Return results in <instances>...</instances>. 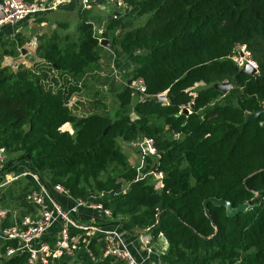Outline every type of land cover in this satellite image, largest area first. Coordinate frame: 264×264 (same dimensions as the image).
I'll return each mask as SVG.
<instances>
[{
  "label": "trees",
  "instance_id": "trees-1",
  "mask_svg": "<svg viewBox=\"0 0 264 264\" xmlns=\"http://www.w3.org/2000/svg\"><path fill=\"white\" fill-rule=\"evenodd\" d=\"M127 6L116 21L78 9L72 36L40 38L33 66H48L60 83L55 92L45 88V72L2 67L24 44L8 45L0 35V145L7 157L0 180L18 177L0 188L2 207L20 217L34 210L25 198L38 187L21 177L29 170L73 198L101 203L111 212L108 227L149 236V258L163 237L160 264H264V115L245 121L264 106V0H127ZM103 39L110 48L100 46ZM237 46H245L256 75L241 74L230 59ZM137 78L144 95L127 86ZM83 92L89 103L81 109L75 97ZM142 139L153 141L157 155L137 171L121 144ZM154 174L161 175L159 188ZM211 198L250 205L227 217L225 208L208 203V218L203 203ZM7 246H0V264H26L25 255L6 258ZM92 250L100 258L99 248Z\"/></svg>",
  "mask_w": 264,
  "mask_h": 264
},
{
  "label": "built area",
  "instance_id": "built-area-1",
  "mask_svg": "<svg viewBox=\"0 0 264 264\" xmlns=\"http://www.w3.org/2000/svg\"><path fill=\"white\" fill-rule=\"evenodd\" d=\"M70 1L58 0L53 6L46 3V0L0 1V34L7 27L15 28L29 18L43 15ZM98 1L111 4L109 18L112 21L129 12L127 0H78L79 9L91 11ZM30 47L36 49V39H32ZM235 51V56L230 59L240 69L249 64L257 70L245 46H237ZM113 74L117 80L114 69ZM127 86L134 94H145L146 89L141 78L129 81ZM189 107L185 109L187 113H190ZM132 149L140 158L137 171L143 168L147 157L155 159L157 155L151 139H142L130 144L129 150ZM5 157V150L0 145V173L5 164ZM21 177L28 178L36 184L38 191H32L26 196L27 205L34 210L23 217L16 211L3 208L0 201V241L9 243L5 250L6 258L25 255L26 264H65L66 259L72 260L77 257L79 259L76 264H81L85 259L95 263L103 259H112L120 264H142L132 254V245L127 242L125 233L121 232L118 226H107L113 222L111 212L101 203L73 198L61 185L45 184L29 170ZM154 177L160 179L161 175L154 174ZM17 179L18 177L10 174L5 175L3 180H0V188L10 185ZM104 195L105 193H100L92 198H102ZM52 235L55 236L53 244L50 245L47 239ZM147 243L141 241L144 247L148 246ZM93 246L99 248L100 258L94 254ZM150 251L148 249L149 253ZM148 259L147 256L146 260Z\"/></svg>",
  "mask_w": 264,
  "mask_h": 264
},
{
  "label": "rangeland",
  "instance_id": "rangeland-1",
  "mask_svg": "<svg viewBox=\"0 0 264 264\" xmlns=\"http://www.w3.org/2000/svg\"><path fill=\"white\" fill-rule=\"evenodd\" d=\"M104 6L106 7V5H104ZM75 7H76V8H74L75 12L66 14V15H68V17H66V18H65L64 14H62V15L58 14L59 17L62 19V20H60V23L65 25L64 30L71 29V31L69 33H67L70 36H72L74 34V27L76 24L77 16L79 15V13H78L79 4H76ZM108 7H110V6L107 5L106 10L102 11V12H98L97 10H99V8L95 9V7H94L93 9H95V11H94V14H92V15L93 16L94 15L95 16H104L103 17L104 19L108 18L111 14L110 9ZM53 17H55V15L51 16L52 19H45L44 17L39 18L40 19L39 21H36V20L32 21L29 19L26 22H24V24L20 25V27L5 28V29H3L2 33L0 34L1 38L2 37L4 38L5 36H7L6 40L8 42V45L13 41L17 42L15 44L18 45V43L22 40L24 45L21 49H25L28 54L34 55L35 54L34 51L36 49L30 47V43H31L32 39H36L37 45H38L41 37L48 38L54 34H58L59 38L63 37V35H61L63 29L58 27L59 23H56L55 21L57 19L54 20ZM38 22H45L46 26L42 27V28H38V26H37V24H39ZM4 32H6V33L4 34ZM24 60H25L24 57L20 53V55L17 58L5 57L3 59V62L1 65H2V67L9 68L13 72L16 71L19 66H25V67L27 66V68L34 70L36 73L45 72L48 75V79L43 81L45 88L51 89L54 92L57 89H59L60 83H57L54 81L56 79V77H54V74L52 72L48 71L49 70L48 66H45V65H43V66H38V65L32 66V65H30L29 62L24 63ZM26 61H28V60H26ZM192 93L195 94V91L193 90ZM75 99L78 100L79 106L81 109H84L88 106L89 101H88L87 97L85 96L84 92L82 94L76 96ZM105 102H106V105L108 106V108L110 110L115 108L114 98L112 95H109L108 98L105 99ZM63 130H67L73 134V130L71 129L70 126L63 127ZM121 146H122V150H123L124 154L127 156L128 160H129L130 164L133 166L138 165L140 158L135 154L133 149L131 150L132 152H130V150H129L130 145L121 144ZM5 160L7 162V157H5ZM10 175L13 176L12 174H10ZM152 183L154 184V186L159 188V178H155V177L152 178ZM1 245H2V242H0V246ZM66 261H69V259H66Z\"/></svg>",
  "mask_w": 264,
  "mask_h": 264
},
{
  "label": "crops",
  "instance_id": "crops-1",
  "mask_svg": "<svg viewBox=\"0 0 264 264\" xmlns=\"http://www.w3.org/2000/svg\"><path fill=\"white\" fill-rule=\"evenodd\" d=\"M0 1H3V0H0ZM57 1L58 0H46V3L53 6L54 3ZM76 4H78V0H71L70 2H67L65 4L62 3V4L58 5L56 8L50 10L49 12H47L43 15L34 16L32 18H29V19L32 21H35V20L39 21L40 20L39 18H41V17H44L45 19H52L51 16L55 15V17H53V19L54 20L57 19L55 22L60 23V20H62V19L59 17L58 14H61V15L64 14L65 18L68 17V15H66V14L75 12L74 8H76L75 7ZM103 4L106 5V7H107V5H109L110 7H108V8L110 9V12H111V4L109 2L98 1L94 7H95V9L99 8V10H97L98 12H102V11L106 10V7ZM102 17H104V16H102ZM26 21H24V22H26ZM24 22L18 24L15 27H20V25L24 24ZM38 23H39V24H37L38 28H42V27L46 26L45 22H38ZM7 28H10V27H7ZM70 31H71V29H69L67 31L66 30L62 31L61 35L64 36L65 34L69 33ZM5 33L6 32H4V34ZM31 56L36 59V61L34 63L40 62V60L35 56V54L31 55ZM26 62L27 63L29 62L30 65H32V66L34 64L33 62H30V60L26 61V59H25L24 63H26ZM26 68H27V66H26ZM130 152H132V151H130ZM60 200L63 201V199H60ZM137 235H138L137 237L126 236L127 242L132 245L131 248H132V254L134 255V257L138 261H141L142 264H159L158 257L160 254H162L166 251L167 246H168L166 241L164 240V238L158 237L157 241L155 243H153L154 245L152 244V246H151L152 254L150 256L151 258L146 260L147 252H146L143 244H141V241H145V242L148 241L149 236L144 235V233H141V232ZM78 259H79V257L72 259V260H69V261L65 260L66 261L65 264H76V262H78Z\"/></svg>",
  "mask_w": 264,
  "mask_h": 264
},
{
  "label": "water",
  "instance_id": "water-1",
  "mask_svg": "<svg viewBox=\"0 0 264 264\" xmlns=\"http://www.w3.org/2000/svg\"><path fill=\"white\" fill-rule=\"evenodd\" d=\"M107 26V23L105 22L102 26V31L104 30V28ZM100 46L104 47V48H110V44L107 40L103 39L100 40L99 42ZM21 55L26 59V60H30V62H35L36 59L34 57H32L30 54L27 53V51L25 49H21L20 50ZM240 73L241 74H245L247 76H254L257 74V70L252 68L249 64H245L241 69H240ZM214 88L217 90H220L222 92H228L231 89V86L229 84H216L214 85ZM157 102H164L165 101V97L164 96H159L156 98ZM187 112L184 111V114H186ZM263 114L264 115V106L261 110L255 112V113H249L246 115L245 117V121H250V120H254L256 119L259 115ZM4 171V169L2 170ZM211 203L213 204L215 207H223L225 208L226 211V215L227 217H233L235 215H239L240 213L244 212L248 206L250 205V203H243L239 206H237L236 208H233L232 205L229 202H226L224 200H217L215 198H211L206 200L203 203V207H204V211L205 214L208 218H210V214L209 211L207 210V204Z\"/></svg>",
  "mask_w": 264,
  "mask_h": 264
},
{
  "label": "clouds",
  "instance_id": "clouds-1",
  "mask_svg": "<svg viewBox=\"0 0 264 264\" xmlns=\"http://www.w3.org/2000/svg\"><path fill=\"white\" fill-rule=\"evenodd\" d=\"M108 18H109V17H108ZM99 33H101V32L99 31ZM99 42H100V41H99ZM185 109H186V108H185ZM185 109L183 110V113H184V111H186ZM186 112H187V111H186ZM186 114H189V113H186ZM71 134H72V133H71ZM129 145H130V144H129Z\"/></svg>",
  "mask_w": 264,
  "mask_h": 264
}]
</instances>
